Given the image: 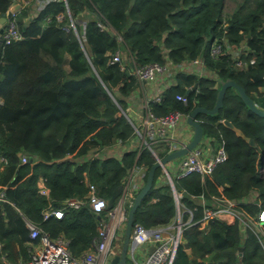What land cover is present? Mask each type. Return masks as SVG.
Instances as JSON below:
<instances>
[{
  "label": "trees",
  "instance_id": "trees-1",
  "mask_svg": "<svg viewBox=\"0 0 264 264\" xmlns=\"http://www.w3.org/2000/svg\"><path fill=\"white\" fill-rule=\"evenodd\" d=\"M39 1L21 0L14 18L22 38L0 42V155L7 158L0 171L5 196L0 202V264L30 261L36 241L29 238L28 221L53 238L63 236L74 256L93 249L104 214L97 215L86 202L61 219L44 220L43 211L61 209L69 198L85 200L88 184H95L99 196L108 200L134 167L148 172L155 163L147 148L121 157L104 154L115 142L126 144L134 136L121 110L127 109L139 82L128 67L110 63L122 46L137 66L202 58L217 80L232 78L264 108V0H245L225 18L224 0H57L38 8ZM12 2L0 0V16ZM212 40L224 48L215 58L210 55ZM243 40L256 59L249 63L253 55H246L247 67L240 69L226 47H238ZM175 79L159 103L149 104L156 116L171 111L188 115L197 106H214L217 80L188 73ZM178 94L187 96L186 104L176 100ZM117 113L114 121H107ZM222 119L254 138L255 145ZM196 120L203 138L222 145L227 158L209 175L173 178L193 222L183 231L192 258L180 245L172 264H264L258 233L249 228L242 232L238 221L214 219L207 229L197 223L203 217L199 197L211 208L213 201H237L253 217L264 209V176L258 171L264 157L257 150L258 139H264V118L249 111L233 89L227 90L217 114H199ZM94 152L100 154L91 157ZM22 153L28 156L25 163ZM159 172L134 220L148 229L171 225L177 214L172 188L158 180ZM39 178L48 194L40 192ZM254 192L259 199L249 203L246 198Z\"/></svg>",
  "mask_w": 264,
  "mask_h": 264
},
{
  "label": "built area",
  "instance_id": "built-area-1",
  "mask_svg": "<svg viewBox=\"0 0 264 264\" xmlns=\"http://www.w3.org/2000/svg\"><path fill=\"white\" fill-rule=\"evenodd\" d=\"M57 0H40L39 7ZM65 1V0H64ZM14 13L11 19L6 22L3 33L1 34V42L11 44L19 41L22 38L20 31L15 23ZM224 45V44H223ZM222 44L217 41H211L210 55L215 58L223 53ZM226 53L232 56L235 66L240 69L247 67V61L242 58L243 55L252 54L248 47L239 45L238 47H226ZM249 63H254L256 56L252 54ZM110 63H118L121 69H126L127 65L120 50L112 54ZM239 67H238V66ZM179 73H188L199 77L205 76L210 79L217 80L218 76L210 71L202 58L185 61L181 64H173L167 60L165 64H150L146 66H137L133 61L132 71L139 83L151 82L156 78H163L170 81L162 90H160L152 99H145L144 117L141 122L135 124L127 116L126 112L122 114L126 116L134 129V135L138 136L141 145L138 148L139 153L143 148H147L155 162L160 160V155L156 149H164L168 154L176 149L186 145L192 137V128L186 123V116L179 111H171L163 116H156L149 108L150 103H159L162 93L176 85L175 78ZM262 90L264 89L261 88ZM191 90V88H190ZM176 100L182 104L187 103V96L183 94L176 95ZM3 104V99L0 97V106ZM183 119L185 127L191 129V134L184 137V134L179 131L178 123ZM117 143L121 144L119 141ZM100 152H94L91 157L98 156ZM115 157V156H114ZM227 158V153L224 147L216 144L209 138L203 140L184 157L171 161L168 165L161 168L159 179L166 181L170 186L173 178L183 179L190 175H209L213 170ZM22 163L28 161L26 154H21ZM7 164V158L0 155V171ZM164 174L169 177L167 181ZM147 170L144 166L134 167L123 182V190L120 196L115 200L112 208L107 207V200L97 193L95 184H88V194L85 200L69 198L64 202L63 208L53 209L48 207L43 211V219L47 220L50 217L61 219L68 210L78 209L86 202L91 210L97 215L104 214L103 219L98 225V237L93 249L85 252L79 257L74 256L69 250V243L63 236L51 237L47 232L43 231L37 224L27 222L29 229V238L36 241L31 247V259L26 264H107L112 255L113 241L117 239V231L123 230L127 218V212L131 207L136 192L142 187L143 179L146 178ZM161 181V180H160ZM174 182V181H173ZM172 188V187H171ZM41 193L45 190L40 189ZM173 196L176 201L177 214L179 209L182 214L188 215V220L184 222L177 216L174 222L167 226L158 229H148L141 224H134L131 232V240L134 242V249L139 245H151L152 251L147 255L142 264H172L178 247L183 243L184 229L192 225V211L183 207L180 203L181 194L172 189ZM198 205L203 208V217L197 223L203 225L204 229L208 228V223L214 219H221L228 223V218L234 223L236 220L241 221L243 227H250L254 233H258V238L264 247V209H261L256 216H249L242 210L240 203L233 200H223L221 202L213 201V207H206L204 198H197ZM5 201L4 192L0 190V202ZM197 223H193L196 225Z\"/></svg>",
  "mask_w": 264,
  "mask_h": 264
},
{
  "label": "water",
  "instance_id": "water-1",
  "mask_svg": "<svg viewBox=\"0 0 264 264\" xmlns=\"http://www.w3.org/2000/svg\"><path fill=\"white\" fill-rule=\"evenodd\" d=\"M19 9H20V4L14 3L6 13L1 14L0 16V42H1V34L4 31L6 22L9 19H11L12 14L14 12H17ZM262 62H264V60H262ZM217 81H218V88H217L214 106L211 109H206L204 107L197 106L186 116V123L192 128L191 139L186 143L185 146L168 153L160 160H157L149 168L145 181L142 187L136 192L133 203L127 212L126 222L122 230L123 238H122V244L120 246V250L117 251L114 254V256L110 259L109 264H128L129 260L131 259V252L134 250V245H135L134 242L131 240V232H132V227L134 225L135 215L143 199L148 195V193L150 192V190L152 189L154 185L155 174H156L157 169L164 167L165 165H167L173 160H177L179 158L184 157L191 150H193L196 146H198V144H200V142L203 140V136H204L203 127L196 120V117L199 114H205V115L217 114L219 110L222 108L224 97H225L227 90L232 88L239 95L240 99L242 100V102L245 104V106L247 107L249 111H251L255 116L264 118V108L258 106L255 103V101L250 97V95L247 94L244 87H242L236 81H234L232 78H229V77L225 79L221 78V79H218ZM118 116L119 114L117 113L114 117L109 118L107 121L108 122L114 121ZM221 123L225 125L227 128L234 131V133L238 137H241L250 145H255L254 138L245 136L242 130L237 128L231 121L227 119H222ZM30 160H32V157H30ZM171 187L174 191H176L173 181L171 182ZM122 190H123V185H119L113 191L112 196L107 200L108 208L113 207L115 200L120 196ZM182 245L186 253L189 254L190 258H192L191 250L188 247V242L184 240ZM152 249L153 247L150 248L149 253L152 251ZM239 255L241 256V253H239Z\"/></svg>",
  "mask_w": 264,
  "mask_h": 264
},
{
  "label": "crops",
  "instance_id": "crops-1",
  "mask_svg": "<svg viewBox=\"0 0 264 264\" xmlns=\"http://www.w3.org/2000/svg\"><path fill=\"white\" fill-rule=\"evenodd\" d=\"M14 3H21V0H13L12 5ZM122 54L126 53V49L120 50ZM128 56L131 58L130 53ZM124 58V57H123ZM125 62L127 60L124 58ZM133 63V60L131 59ZM129 73L132 71L130 65L127 64ZM176 81V79H175ZM170 81H166L163 78H156L154 81L139 83L138 88L136 91L128 98V106L125 110L126 116L135 124L142 121L144 117V103L145 99H152L160 90L163 89ZM125 116V117H126ZM129 121V120H128ZM185 123L183 119H181L178 123V129L184 134V137H188L191 134V129L185 127ZM141 145V141L138 136L134 135L131 140H129L126 144H119L115 142L107 151L106 155L108 156H115L121 157L125 152L130 150H137ZM38 187L40 189L45 190V194H48V189L45 187L43 179L39 178L38 180ZM183 218L187 219V214H183ZM232 220L228 218V223H231ZM118 245L113 247L114 254L116 253ZM151 245H139L136 247L137 256L133 251L131 252V259L129 260L128 264H142L147 255L149 254V250ZM112 255V257L114 256ZM111 257V258H112ZM110 261L107 263L109 264Z\"/></svg>",
  "mask_w": 264,
  "mask_h": 264
},
{
  "label": "rangeland",
  "instance_id": "rangeland-1",
  "mask_svg": "<svg viewBox=\"0 0 264 264\" xmlns=\"http://www.w3.org/2000/svg\"><path fill=\"white\" fill-rule=\"evenodd\" d=\"M245 0H224V11H223V17L225 18L229 13H231L237 6H239L242 2H244ZM253 4V2H250V4ZM212 39V36H211V34H209L208 35V38L206 39L207 41H210ZM240 45L243 47V46H245V40H243L242 41V43H240ZM124 46H122V49H123V51H124ZM123 55V57L127 60V64L128 65H130V67L132 68V63H131V58L128 56V53L126 52V53H124V54H122ZM242 58H246V55H243L242 56ZM235 63V62H234ZM238 66V65H237ZM239 67V66H238ZM195 86V85H194ZM262 90V89H261ZM228 93H233V89L232 88H230V89H228ZM122 114V113H121ZM123 115V114H122ZM257 143L259 144L258 145V148H257V150H258V155H259V157L261 158V157H264V139H262V138H259L258 139V141H257ZM109 148H106L105 150H104V154H106L108 151ZM156 152H157V154L158 155H160V154H164L165 153V151H164V149L162 150V149H156ZM155 159V158H154ZM169 164V163H168ZM167 164V165H168ZM159 174L160 173H162V171H161V168L159 169ZM258 171H259V174H260V176L262 177V176H264V167H262V166H260L259 168H258ZM164 178L168 181L169 180V177L168 176H166L165 174H164ZM158 180H162V179H158ZM144 181H145V179H143V183H144ZM257 199H259V195H258V193L257 192H254V193H251V194H249V196L246 198V201H250L249 203H252V202H255ZM212 206H213V204H212ZM183 211L181 210V208L179 209V212H178V214H177V216L180 218V220H181V216H182V220L184 221V218H183ZM187 217H188V215H187ZM189 218V217H188ZM188 218L184 221V222H186L187 220H188ZM237 221V220H236ZM238 224H240L241 226H243L242 225V223H241V221L239 220V223ZM240 226V228H241V231L242 232H244L247 228L246 227H241ZM199 228L200 229H204V227H203V225H200L199 226ZM250 228V227H249ZM116 236H118L117 237V239L116 240H114L113 241V247H115V246H117L118 245V248H117V251H119L120 250V246H121V243H122V236H123V232L120 230V231H117V233H116ZM185 238V237H184ZM183 238V241L185 240ZM116 251V252H117ZM133 253H135V256H137V250H136V248L133 250Z\"/></svg>",
  "mask_w": 264,
  "mask_h": 264
},
{
  "label": "flooded vegetation",
  "instance_id": "flooded-vegetation-1",
  "mask_svg": "<svg viewBox=\"0 0 264 264\" xmlns=\"http://www.w3.org/2000/svg\"><path fill=\"white\" fill-rule=\"evenodd\" d=\"M262 92L264 91V89L263 90H261Z\"/></svg>",
  "mask_w": 264,
  "mask_h": 264
}]
</instances>
